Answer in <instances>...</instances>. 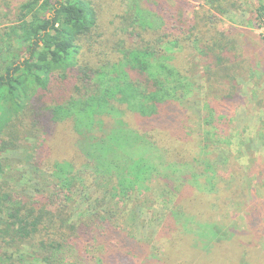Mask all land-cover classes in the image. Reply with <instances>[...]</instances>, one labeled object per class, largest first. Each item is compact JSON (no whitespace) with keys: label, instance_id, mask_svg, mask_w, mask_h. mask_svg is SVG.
<instances>
[{"label":"trees","instance_id":"trees-1","mask_svg":"<svg viewBox=\"0 0 264 264\" xmlns=\"http://www.w3.org/2000/svg\"><path fill=\"white\" fill-rule=\"evenodd\" d=\"M191 1L122 0L119 27L108 29L94 0H26L14 22L0 27V264H249L252 242L236 238L263 226L264 197L244 210L245 230L230 228L223 238L210 222L203 194L186 184L213 175V161L193 155L180 125L181 100L195 87L186 75L192 66L174 64L182 47L190 48L204 63L206 82L228 79L229 90L205 105L211 128L229 122L228 109L241 95L228 73L239 69L248 44L235 27L220 31L218 24L243 6L198 0L192 8ZM255 2L261 27L264 0ZM211 110L222 112L212 122ZM31 149L36 182L17 193L7 174L13 159L3 155ZM250 160L256 194L264 164ZM228 163L225 179L232 182L237 174L229 176ZM152 182L171 191L172 182L187 187L167 214V238L156 237L160 250L103 209L106 197H137ZM101 187V202L76 213L77 199L89 207L86 197ZM93 245L99 250L92 262Z\"/></svg>","mask_w":264,"mask_h":264},{"label":"rangeland","instance_id":"rangeland-1","mask_svg":"<svg viewBox=\"0 0 264 264\" xmlns=\"http://www.w3.org/2000/svg\"><path fill=\"white\" fill-rule=\"evenodd\" d=\"M24 1L26 0H0V27L14 22L18 6ZM94 1L100 10L103 26L108 29H112L116 25L119 27L117 18H121L123 14L122 0ZM238 1L243 6L242 10L230 12L227 16L222 17L218 24L220 31H225L230 26L235 27L241 35V40L248 44L247 48H243L246 56L241 58L243 61L239 63V69L228 73L229 78L231 75L237 77L241 95L239 99H234L235 101L228 109L229 122L211 128L209 124H206L209 119V111L205 105L208 98H217L229 90L228 79L221 80L220 76L218 78L214 76L209 82H206L203 74L204 63L198 52L190 48L182 47L180 58L174 61V64L178 61L180 65L184 62L183 60L190 62L192 67L186 75H188L187 79L195 84L192 91L188 92L185 98L181 100L183 115L180 117V125L190 138V150L193 155L200 159L204 158L202 154L205 153L213 161V175L211 171L202 173L203 175L199 179H192L186 184L191 191L197 190L203 194L200 198L201 203L208 205L209 217L213 220L210 222H216L220 229L219 234L223 238L228 236L226 232L230 228L236 232L245 230L247 224L244 210L251 206V199L254 197H264V185H262L261 191L257 190L256 194L250 190L251 183L255 181L254 171L257 168L254 164L252 165L251 156L258 158L260 164H264V25L257 26L258 22L255 20L257 4L255 0ZM191 4L192 8H197L202 2L192 0ZM113 33L118 37L121 35H118L115 30ZM209 85H211V89L208 88ZM209 109H211L210 106ZM221 114L222 112L217 113L211 110V122ZM206 141L209 142L207 148L205 147ZM35 149L3 155L13 159L12 168L7 174L10 177L8 178L9 186L14 188L17 193H20L22 189L25 192L31 190L34 182H36L30 175L31 155L33 159ZM226 162H229V167H227L230 170L229 176L237 174V180L229 182L225 179L226 167L224 168V165ZM23 174L22 181H19L18 178H21ZM211 175L212 177H210ZM207 180L210 183L206 184ZM172 185H174V191L162 189L159 183L152 182L147 191L137 195V197L131 196L124 201L106 197L103 201V209L110 211L116 224L125 226L137 237L146 240L152 248L160 250L161 246L158 245L156 237L157 235L161 238L167 236L164 231L171 228L168 220L170 221L169 216L171 214L169 212L172 210L173 202L179 192L187 188L186 185L184 187L183 182H172ZM195 185H201L199 190L194 187ZM217 186L218 189H216ZM101 189L102 187L97 190L94 189L88 194L86 204L89 207L84 206L81 200L77 199L78 206L74 208L76 213L85 212L88 208H93L97 201L101 202L98 197L102 194ZM245 205L247 207H244ZM77 208L79 209L77 210ZM261 220L263 226L257 227V230L252 229L251 238L249 234L236 238L241 242L248 240L252 242V247L255 249L252 252L251 247V251L247 255L249 264H264V211ZM172 223L176 227L180 226L174 220ZM161 226L164 228L163 230H160ZM259 228H261V232ZM96 248V245L91 246L87 253L89 256H94L91 259L92 262L98 254L99 249ZM89 261L81 259L75 264H90ZM239 264H242L241 260Z\"/></svg>","mask_w":264,"mask_h":264}]
</instances>
